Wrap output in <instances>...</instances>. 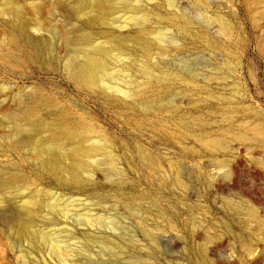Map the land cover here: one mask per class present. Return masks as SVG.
Segmentation results:
<instances>
[{
	"label": "rangeland",
	"instance_id": "rangeland-1",
	"mask_svg": "<svg viewBox=\"0 0 264 264\" xmlns=\"http://www.w3.org/2000/svg\"><path fill=\"white\" fill-rule=\"evenodd\" d=\"M131 2L164 51L132 22L68 19L113 53L105 81L71 74L61 37L0 29V122L37 105L20 152L0 125V176L21 178L0 191V264H264V0Z\"/></svg>",
	"mask_w": 264,
	"mask_h": 264
},
{
	"label": "bare ground",
	"instance_id": "bare-ground-1",
	"mask_svg": "<svg viewBox=\"0 0 264 264\" xmlns=\"http://www.w3.org/2000/svg\"><path fill=\"white\" fill-rule=\"evenodd\" d=\"M163 1L169 6L175 4L174 0ZM116 10L128 13V15L122 21H119L118 19L111 20L110 15ZM55 15L57 17L52 18V16ZM0 16L2 18V25L0 24V29H4L5 26L15 31H21L25 33V35L29 33L34 36H41L43 32L45 33L47 31L48 34H50L48 37H51V35L52 37H57L56 39L61 37L63 40V44H61V46L64 45L65 51L66 49L69 50V55L67 56L64 65L75 77L90 81L95 80L97 77H101L103 81L107 79V73H105L106 61L114 58V56L113 53H111L110 48L93 44L91 34L88 31L81 30L79 28L77 29L76 23H68L69 18L75 19L78 22H84L85 24L95 28H107L108 25L112 24V22H117L118 26H125L128 22H132L133 24H137L138 28L135 30L131 41L139 47L144 55L149 56L154 49L164 51V48L159 46V41H162L165 38V34L157 28L158 26L148 29L145 24L148 14L142 11L140 7L133 5L131 0H119L118 2L114 0H0ZM69 28L74 29V31L71 30L72 32L66 33ZM51 29H55L54 31L57 32L59 31V33H56L57 36L52 33L53 30ZM28 40L31 41V37H28ZM63 48L61 49L63 50ZM117 53L120 54L122 52L119 51ZM61 54L62 52H60V55ZM105 85L108 88L123 91L118 86H113L107 81L105 82ZM23 101L26 102L25 100ZM19 106L22 110L16 117H14L15 120L6 116L7 113L10 114V110L8 109L4 110L5 116L0 122V125L3 127L4 125L7 126L12 129L13 132H21L22 137L17 139L11 138L7 135V140H9L7 149L16 153L20 152L23 145L31 141L29 128L23 127L19 123L21 120L26 121L35 113L37 109V105L34 100L27 101L24 104H19ZM45 107L48 108V105L46 104ZM39 144L41 143L36 140L34 143L35 147L33 153H38L43 149L39 147ZM53 147L60 148L58 144L48 148L50 155L49 159L52 165L59 162L58 158L55 157ZM66 156L70 157L72 160H76L78 158L74 151L67 153ZM19 181H21L19 176H12L11 174H8L6 177L0 176V191L12 188ZM2 200L0 202V221L10 224L9 222H11V220L13 221L12 217V219H10V212L13 211H9L8 209H10V206L2 203ZM18 228L20 235L27 236L30 232V220L27 218L24 219L21 226ZM50 236L47 233H42V241L52 242L53 240Z\"/></svg>",
	"mask_w": 264,
	"mask_h": 264
}]
</instances>
